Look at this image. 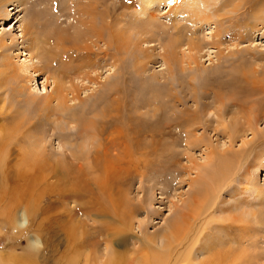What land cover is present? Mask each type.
Masks as SVG:
<instances>
[{
    "label": "bare ground",
    "instance_id": "6f19581e",
    "mask_svg": "<svg viewBox=\"0 0 264 264\" xmlns=\"http://www.w3.org/2000/svg\"><path fill=\"white\" fill-rule=\"evenodd\" d=\"M5 1L0 0L1 14L4 13L5 5L3 3ZM22 1L24 5L30 3V0ZM45 1L48 4L51 0ZM109 1L111 0H69V5L73 7L71 14L67 15L66 18H71L72 23H68L65 27L56 25V29L50 28L51 31L47 32L49 20L42 21L45 19L43 17L45 11L33 12L38 10L37 8L43 2V0H36L34 2L35 7L30 10V14L31 16H38L39 20L34 22L32 19L23 25L21 37H19L23 39L22 42H18V37H14L13 39L10 38L11 43H9L6 34L0 36V50L3 60H6L4 63L6 68L10 64V61L7 62L10 59L9 51H12L14 46L27 44L25 45L27 46L26 52L23 53H26L25 56L29 57V61L23 63L17 70H13V74H11L16 84L14 96L19 104L29 106L33 110L37 107L32 116L25 114L26 117L21 112H15L14 115L10 116L11 120L8 121V124L3 126L5 134L0 138V166H12L13 155L18 153L19 156L16 163L19 165V170L13 178L11 187L4 186L2 182L0 185V198H5L7 201L4 212L11 213L13 223L19 220L18 212L13 214V211L20 206L25 207L30 214L39 217V227L51 238V245L48 243L47 248L50 247L54 253L59 254L56 260L57 264H250V219L244 218L242 212L244 210L242 209H239L240 213L231 216L234 214L231 211H235V207H239L240 203H236L233 208L231 206L228 209L229 201L227 202L222 198L223 191H231L232 177L234 178V175L231 177L229 174L230 164L227 154L229 150H219L225 155L216 154V150L205 143L204 136L198 138L192 134L193 128L197 125H206V130L207 126L212 124L213 120H205L207 114L201 113L205 114V107L209 109V106L215 107V104H204L203 107H197L190 111L186 109L188 103L183 100L184 96L180 98L179 94L174 95V93L168 92V95L165 96L166 101H163L164 104L161 105V96L155 92L149 104L150 112L132 116V114L126 113L127 111L132 112L129 109L132 107L127 103L128 101L126 102L129 95L125 80L123 82L122 79L121 82L115 81L107 91L104 101L101 100L100 105L96 106L97 109L85 108V100L80 98V92L85 83L96 84L97 76L93 75L94 72L98 69L100 61H107L110 58L117 67H121V63L126 60L125 56H131L134 61L131 74L147 72L146 66L152 63L154 54L149 49H144L143 44L150 46L152 42L158 41L159 37L156 36V33L159 34L160 32V34L167 32L171 37H168L170 39L164 45L163 53H159V57L162 58L167 67V76L170 75L172 78L173 71L178 67L180 69L182 64L184 66V62L187 61H185L186 58L189 60V67L191 64H195L197 65L196 69L199 70L197 55L202 54L206 46L219 47L222 43L223 31L219 27L221 28L225 21L229 23L230 20H233L232 18L241 15L242 13L239 14L240 9H255L259 5L264 7V0H223L222 6L218 4L222 0H141L142 4L135 12L137 13L135 16L137 19H142V26L136 25L134 29H131L133 33L125 32V25L122 24L126 13L122 12L121 9L126 7V2L119 0L109 5ZM80 5L82 8L76 10ZM121 6L123 7L121 8ZM162 6H167L175 16L176 14L184 15L187 25L181 28L176 21L177 18H174L173 20L177 24L173 23L167 27L158 23L161 27L157 26L155 23L157 22L156 12ZM63 7L62 9H64ZM65 7L67 8V6ZM68 12L69 10H67ZM3 15L9 17L11 13H4ZM253 16L256 20L255 23L263 24L264 28V22H257L264 20V13ZM227 19L230 20L227 21ZM42 22L45 23L42 25ZM212 22L217 25L213 29L214 31L201 33L203 37L199 35V37H195L201 31L202 24L210 25L213 24ZM59 23L57 22V24ZM234 27L225 30L226 37H230L231 41L237 43L245 41L247 36L242 31L233 34ZM257 27V25H251L249 31L252 35L254 30L257 31ZM71 30L73 31L71 32ZM184 38L188 41L187 52L185 49L181 53L179 50L185 46L184 43L186 42ZM219 52L220 58H223L222 52ZM251 69L243 71L240 76L236 75L237 77L233 78L232 81L234 82L231 81L232 85H229L233 86L232 94L215 93L216 102L219 100L218 102L222 107L228 103L224 108L225 111L223 110L224 113L221 111L222 107H216L217 110H214L215 117L219 121L221 119V126H215L214 132L228 136L230 147L235 142L237 132L240 130L238 121L241 125H245L246 129L252 131L254 135H263L262 138H264V132H258L252 117L246 119L245 113L241 110H239L241 113L239 111L238 113L241 114V119L245 123L237 118H232V121L228 123L223 122L226 119L224 118L226 117L225 112L229 108L242 105L237 103L235 98L241 96L243 99H250L249 103H252L253 98L264 96V76L262 79L254 77L255 69L250 72ZM191 70L193 71V68ZM117 71L119 74V69ZM42 74H46L47 82L52 80L53 90L50 94L46 92L44 98L40 100L38 96L30 93L29 88L27 89L24 84L32 83L36 76L40 78ZM124 76L125 72L122 74V78ZM167 76L153 75L152 78L169 80L170 77ZM226 86L224 85L225 88ZM221 87L219 84L217 88L221 89ZM208 94L209 92L202 94L193 92L192 97L193 100L194 98L206 99ZM192 97L190 96L189 100ZM260 99L257 98L256 100ZM76 102L79 105L83 104L80 114L75 112ZM201 102H203L202 99ZM134 106L137 107V110L142 108L140 104L139 106L134 104ZM253 107H251L253 111L250 112H254L255 118H259L264 105L263 107L259 105L258 108ZM84 112L89 115H81ZM93 113L95 114L89 117ZM61 114L65 117L63 119L65 125L69 129H77L79 134L76 133V135L82 136L86 139L84 141L89 142L87 149L84 146V150L82 148L73 150L75 147L70 145V149L67 148L68 151L64 150L63 147L61 152L56 153L47 145V140L46 143L43 141L46 137L45 134H36L39 133L36 131V125L39 121L43 120L44 122L40 123H44V125H46V121L48 126L50 120L55 122V119ZM211 126L213 127V125ZM77 136H73L72 133L67 134L71 141L76 140ZM184 143L186 151L203 146L208 152L206 153L208 158L211 159L216 155L217 159H214L212 171L207 174L206 178L199 175L198 178H194L195 180L188 182L191 187V192L187 196L188 199L183 202L181 209L179 206L173 205L176 211L165 230L151 236L145 234L143 238H138L132 232L134 229L133 220L142 209L144 210L146 201L143 199V202L134 206L129 203L127 194L130 190V184L132 185L137 180H141L143 183V180L152 174L165 177L170 173L175 176L174 189H180L186 182L182 179L181 174L187 168L181 167L179 165L180 160H175V158L177 155L180 158L183 155L177 150L181 146L183 147ZM26 144L29 146H24ZM248 144L249 142L244 145ZM20 145L22 147L17 148ZM188 155L190 154L188 153ZM187 158L192 164L189 169L196 170L201 166L199 163L193 162L194 160H191L192 158L190 159L189 156ZM209 163L206 164L209 165ZM16 164L14 165L17 166ZM123 176L128 177V185L125 189L123 184L125 177L122 180ZM48 177L55 178L57 182L55 183L57 184L56 192H51L52 195L55 194L52 199L55 198L57 202H50L51 204L61 205L58 200L74 199L78 201V207L70 212H65L63 215H57L56 221H50L49 229L44 227L45 220H48V217L45 216L48 213L46 212L47 209L45 210L46 207L44 205L42 207V204L48 201L49 196L40 197L35 189ZM63 184H69L64 191L62 189ZM84 184L85 187H81ZM118 185L120 186L116 188ZM86 198L89 199L87 203L84 202ZM81 205H85V207H81ZM229 211L231 215L226 216ZM93 212H96L94 214L99 217L111 215L115 224L112 226L104 223L98 224L99 221L92 220L90 224L82 221L83 228L81 230L77 228V225L73 226V221L77 220L79 216L86 217L90 221ZM64 217L67 218V222L61 226H56ZM96 224L98 226H94ZM130 238H137L136 242L139 244L131 243ZM61 247H64L62 253L59 250ZM201 254H206L208 257L203 261H197ZM38 258H40L38 254L33 257L25 255L22 258L24 259L23 264H39L40 259ZM83 259L84 261H82Z\"/></svg>",
    "mask_w": 264,
    "mask_h": 264
},
{
    "label": "rangeland",
    "instance_id": "374dc122",
    "mask_svg": "<svg viewBox=\"0 0 264 264\" xmlns=\"http://www.w3.org/2000/svg\"><path fill=\"white\" fill-rule=\"evenodd\" d=\"M66 1L56 0V3H54V0H51L50 3L47 4L46 1L44 2L43 0L44 3L41 2L42 5L37 8L38 10L33 11V12L35 11L44 12L45 11L43 15L45 19H43L42 21L49 20L48 22L49 26L47 27L48 30H46L47 32H49V30L51 31V29H56L55 27L56 25L65 27L68 23H72V19L66 18V17H68L67 15L71 14V11H72L71 8L73 6L69 5V0H66ZM116 1H119V0H115V1L111 0L108 3L109 5H111L112 3ZM122 1L126 2V5H125L126 7L121 6V8L123 7L121 11L126 13L125 18L123 17L124 20L122 23L123 25H125L124 30L125 32L133 33L132 32L133 30L131 29H134L136 25L139 26L142 24V19L141 18L137 19V17L135 16L137 14L135 12L139 9L140 4H142L141 0H122ZM34 2H36V0L35 1L30 0L31 4L28 3L24 5L22 0H8V1L6 0L3 3V5H5L3 12L6 14L11 13V15L8 17V16L3 15L4 13L1 14L0 12V36L2 34H6L7 35L6 38L8 39L9 43H11V39H13L14 37L16 38L18 37L19 39L18 42L21 43L23 39L22 38L20 39L19 37H21V33H22L21 31L23 29V25L26 24L27 21H31L32 19L34 22L39 20L38 16L36 15L31 16L30 14L31 13L30 10H33L35 7ZM61 4L62 6H64L63 7L64 9H62ZM218 4L219 6H222L223 0L219 1ZM65 6H67V8L69 9H67ZM259 6H257L255 9H250V10H248V8L245 10L240 9L239 14L242 13L241 15H238L235 18L229 17V18H232L233 20L227 19V21L230 20L229 23L225 21L224 25L221 26V28L219 27V29H222L221 31H223L221 35L222 43L219 47L217 46L213 47L212 45L206 46L204 48V52L200 55H197V62H198L199 70L196 69L197 65L191 64V67L193 68V71H192L191 70L192 68L189 67L188 65L189 60L186 58L185 61L186 60L187 61L184 62V66L183 64L181 66L179 65L180 69L178 67V69H175L173 71L174 75L172 78L170 77V75L167 76V73H168V70L166 71L167 67L166 65H164V61L162 60V58L159 57V53L160 54L163 53L162 49L164 45L169 42V39L171 37H170V34L167 32L166 34H163V33L160 34L161 33L160 32L159 34L156 33V36L158 35L157 37H159L157 39L158 41L152 42L151 44L149 43L152 48H149L150 46L148 44H145V43L143 44L145 46L144 49H149L150 52H153L154 54L152 63L146 66L147 72L131 74L133 72L132 65L134 63L133 58L131 56H125L126 60L121 63L122 69L121 67H117L114 64V61L110 58L107 61H100V65L98 66V69L95 71L96 73L94 72L93 75L97 76L96 84L89 83V82L85 83L80 92V96H81L80 98L85 100L84 101L85 108H88V109L90 108L93 110L96 108V106L100 105L99 104L100 102L104 101V97L107 91L109 90L111 86H113L116 80L120 81L122 79L121 80L122 82L123 80H125V83H126L125 86L128 88V95H129V98L126 99V102L128 101L127 103L130 104V107L132 108L134 107L133 109L129 108L131 109L130 111L132 112L129 113L127 111L126 113L128 115L132 114V116L134 115L139 116L140 114L143 115V114L150 112L149 104L151 103V99L155 92H157L161 96L160 97L161 105L164 104L163 101L164 102L166 101L165 96L168 95V92L174 93V95L179 94L180 98L184 96L183 100L186 101V103H188L186 105V109L190 111H192V109L195 110L197 107H201V106L203 107L204 104H209V105L213 103L215 104V107L209 106V109L205 107L206 109L205 114L203 112L201 113L203 115L207 114V116H205V120H213L212 124L207 126L206 128L207 131L205 130L206 125L205 126L197 125L195 128H193L194 132L192 129V132H193L192 134H194L198 138H201L202 136H204L205 143L209 144L212 148H214L216 150L215 152H217L216 154H223L220 152L221 150L222 151L229 150L228 152H231V153L227 152L229 156V164H230L229 168H230V171L233 172L232 173L229 171V174L231 175V177L232 175H234V178L232 177L233 182L231 186V191L229 190L223 191L222 198L226 200L227 202L229 201L227 205L228 209L231 208V206L233 208L234 204L240 203L239 207L238 206L235 207L236 209L235 211H231L232 213L234 212V214L231 215L229 211L226 214V216L227 215L235 216L236 214L240 213L239 209H242L244 210L242 211L244 218L250 219V264H264V138H262L263 135H260V136L254 135L252 131L245 128L246 127L245 125H241V123L237 119L244 122V120L241 119V116H240L241 114H239L241 112H244L246 119L252 117V120L254 121V126L258 130V132H264V107H263L264 96L262 95L263 97L262 96L257 97V98H261L260 99L261 101L256 100L257 98H253L254 101L252 103H249L250 99L249 100L246 98L243 99V97L239 96L235 98L234 100L235 101L237 100L236 102L242 105L237 106L238 108L231 107L229 108L228 111L225 112L226 117L224 118L226 119L223 122L228 123L232 121V118H237L236 120L238 121V124L240 127V130L237 132L238 135H236V140L232 144L231 147H230L228 136L226 135L224 136L220 132H216V133L214 132L215 131L214 127L220 125L221 123V119L219 121L217 117H215L214 110H217L216 107H219V108L222 107L220 102H218L219 100H217L216 102L215 93L222 92L223 94L225 93L227 95H229V93L232 94L233 86H229V85H232L231 83L234 82L232 81L233 78L240 76L243 71H247V70L249 71V69L253 67L250 70V72L253 69H255L256 73H254L255 75L254 77H258L262 79V77L264 76V71H263L264 70V58H263L264 57V28H263V24L255 23L256 20L254 19V16H253V15H258V13L259 15L264 13V7H262L261 5ZM81 8L82 6L80 5L79 8H76V10H79ZM67 10H69L68 13H67ZM158 10L159 11L156 12L157 22H155L157 26H160L158 23H162L166 25L167 27H170L173 23L177 24L175 20H173L174 18L175 19L177 18L176 21L180 24L181 28L187 25L186 23L187 21L184 20V17H185L184 15L182 16L181 14L180 15L176 14L175 16L172 10L170 11L173 14L172 13L170 14L169 8H167V6H162ZM59 15L60 17H58ZM76 17L79 18V16H76ZM56 19L57 21H55ZM57 22L59 24H57ZM257 22L262 23L264 22V20L257 21ZM43 23L45 22H42V25ZM212 23L213 24H210V25L202 24L201 31L199 29L200 32H198L195 37H199V36L203 37L201 33L205 34V33H211L212 31H214L213 29L217 25L214 24V22ZM232 23L235 25V27L234 25H231ZM241 24H243L244 27ZM251 25L258 26L256 28L257 31L254 30L253 35L251 34V31H249L251 28ZM229 27H232V29L234 27L233 34H236V33H239V31H242V33H244L247 36V39L245 41H240L238 43L236 41H231L230 37H226V35L224 34L225 30H227ZM196 30L198 31V29ZM72 31L73 30H71V32ZM170 33H173V32H170ZM184 40L186 39L184 38ZM187 42L188 41L186 40V42L184 43L185 46L187 45ZM25 45L27 44H24L23 46L22 45L17 46L19 48L14 46L12 51L11 50L9 51L10 59L7 62L10 61L9 62L10 64L8 63L9 67L7 68L4 65L6 60H3L4 58L0 50V138L5 134V132H3L4 131L3 126L7 125L8 121L11 120L10 119L11 115H14L15 112L16 113L21 112L23 116L25 114L27 116L28 114L32 116V113H34V111L37 109V107H35L36 109L34 108L35 110H33V108H30L29 106H24L23 104L17 103V100H16L17 98H15L14 96L15 94L14 91L16 90L15 88L16 84L11 74H13L12 72L13 70H17L23 63L29 61L28 59L29 57L25 56L26 53H23V52H26L25 50L27 46ZM185 46L182 47L179 50V52L181 51L184 52L185 49H186L185 51L187 52V46L186 47ZM153 49L154 51H152ZM219 51L222 52L223 58H220ZM243 52L246 54L242 55L241 53ZM241 59L243 60V62ZM250 66L252 67L249 68ZM187 68L188 69L190 68V70H188ZM118 69L120 72L119 74H117ZM4 71H7V72H4ZM124 72H125V76L122 78V74ZM153 75H156L159 77L166 75L168 78L170 77L171 79L170 78L169 80L168 79L158 80L157 78L153 79L152 78ZM46 77H47L46 74L45 75L42 74L40 78L39 76L38 77L36 76L35 80L32 83L24 84L26 85L27 89L29 88V92L32 93L33 95L38 96V99L40 100L44 98V96L46 95V92L47 94H50L53 90V84L51 82L52 80L47 82ZM118 78L120 79L118 80ZM219 84H220V87L222 86L221 89L217 88L219 87ZM224 85L225 86L227 85L226 88L224 87ZM222 89L224 90L222 91ZM225 89H227L228 91ZM190 91H192V93H190ZM193 92L201 93V94L203 92H207V93L209 92V94L207 95L208 98L206 99L201 98L203 102H201V99L198 100L194 98L195 100L194 101L192 97ZM211 92H214V93H211ZM190 96L192 97L191 100H189ZM69 98L71 97L69 96ZM204 101L206 102L204 103ZM227 103H225V105L221 108V111L223 113L225 111L224 108L226 107ZM134 104L136 106H139L140 104L142 108L140 110L138 108L137 110L136 109L137 107L135 108ZM195 104L197 105L195 106ZM80 105L78 103L76 104V108H75L76 114L82 113L81 111H82L83 104H80ZM259 105L263 107V112L261 110L262 112L261 116L259 118H255L254 112H250L252 110L251 107L254 106L253 108H258ZM179 109L181 110L182 108H179ZM239 110H241V112ZM85 114L89 115L88 113H85V112L84 114H81V115L86 116ZM94 114L95 113L91 114L89 117H91ZM64 118L65 117L62 116L61 114L60 117L58 116V118L55 119V122L54 120L53 122L52 120H50L49 125L51 124V126L49 125L47 126L46 121H45L46 125H44V123H40V122H44L43 120L39 121L38 124L36 125L37 129L35 127L36 131L39 133H36V134H40V133L45 134L46 137L44 138L43 141L45 142L47 140V145L56 153L61 152L63 150L62 149L63 147L65 148L64 150L68 151V149H70L69 147L70 145L75 147L73 148V150H77V148H82L84 150L85 147H86L85 149H87L89 142L84 141L86 139L83 138L82 136L76 135V133H78L77 129H74V128L69 129V127L65 125V122L63 120ZM51 119H54V118H51ZM211 125H213V127ZM219 130H221V128H219ZM70 133H72L73 136H77L76 140L71 141L67 137V134H70ZM248 142H249L248 145H244L245 143H248ZM24 146L27 147L29 145L26 144ZM184 146H185V143L183 144V147L181 146L177 150L178 153L181 152L183 154L181 158L178 157V155H177V158H175V160L181 161V162L179 161V165L181 167L183 166V168H187L186 171L181 174L182 179L186 180V182L181 186L180 189H177V190L174 189L175 176L174 174H170V173L166 175L165 177L152 174V175H149L148 178L143 180V183L141 182V180H137L132 185L130 184V190L127 194L129 203L134 206L140 202H143L142 201L143 199H145L144 201H146L145 202L146 206H144V210L142 209L139 212V214L135 216L133 220L134 229L132 232L134 235H137L138 238L139 237L143 238L145 234L146 236H151V235L160 233L163 230H165L169 225L168 223L174 217V213L176 211L173 208V205H177L181 209L183 207L182 206L183 202L187 201L186 199H188L187 196L191 192V187L189 186L188 182L195 180L196 178H198L197 176L199 175H201L203 178H206L207 174L209 172L211 173L212 167L214 166L213 162H215V160L217 159V156L214 155L215 156L214 157L212 155L213 157L211 156L212 157L211 159L210 157L208 158V156H206V153L208 152L203 146H199L191 151H186V148ZM18 147H22V145L17 146V148ZM188 153L190 155H188ZM186 156L187 157L189 156L190 159L192 158L191 160H194L193 162H197L201 166L204 163L203 167L200 166L196 170L189 169L192 164L189 158H187ZM18 159H19L18 153H15L11 159L12 166L10 167L4 166L5 168L0 166L2 168V169L0 168V173H1L0 174V185H2L3 183L4 186L11 187V184L13 183V180H14L13 178L15 177L16 172L19 170V167H18L19 165L16 164L18 162L17 161ZM206 163H209V165H207ZM14 164H16L17 166H15ZM233 167L234 169L236 167L235 171H233L234 170ZM124 177L125 176L122 177V180ZM231 177L229 176L230 180H231ZM55 183H57L55 178L48 177L44 179V181L41 182L39 185H37L35 188L40 197L49 196L48 201H46L45 204L44 203L42 204V207L45 206L46 207L45 210L47 209L46 212L48 213V214L46 213L47 215L45 216V217H48V220L46 219L45 224H44L45 226L43 225L44 227H47V228L49 227L48 225L50 224V221L51 222L56 221L57 215H63L65 212L67 211L70 212L71 210L78 207V201L77 200L75 201L74 199H68V200H63V201L58 200V202L59 201L61 202V203L59 202L61 205H54L50 203L53 201L54 203L57 202L55 198L54 200L52 199V196H54L55 194L54 195L51 194V192H54V193L56 192L57 184ZM123 184H124V189H125L128 185L127 176L125 177ZM67 185L69 186V184H63L62 186L63 191L68 188ZM60 186L59 188H61ZM119 186L120 185H118L116 188H118ZM81 187H85V184L82 185ZM0 189H1V186H0ZM233 197L236 199L234 200ZM88 201H89L88 198L84 200L85 203H87ZM6 203L7 201L5 198H0V264H23L24 259L22 258L25 255L27 257H33V256H37V254H38V257H40L38 258L40 259L39 264H57L56 260L58 259L59 254L54 253L52 251V248L50 247L47 248L48 243H50L51 245V242H50L51 238L46 232L42 230L41 227H39L40 218L36 217L33 214H30L29 212H27V209H25V207L20 206L18 207V209L13 211V214H17L18 212V217H19V220L16 223H13V221H11V213L4 212L6 210L4 209V207L7 205ZM81 207H85V205H81ZM94 213L96 212L92 213L93 215L90 216V221L87 220L86 217H82V216L77 217V220L73 221V224H74L73 226L77 225V228L81 230L83 228V225H82L83 222L90 224L92 223L91 222L92 220L99 221L98 224L104 223V224H109L110 226L115 224L113 221V217L111 215H105V216L99 217L97 216V214H94ZM58 221H60L59 218H58ZM65 222H67L66 217L62 218L61 221L58 222V224H56V226L58 225L61 226L65 224ZM138 225L141 228L140 227L138 228ZM94 226H98V225L96 224ZM130 240H131V243H137L136 242L137 238L136 239L130 238ZM138 244L139 242L137 243V245ZM63 248L64 247H61L59 249L60 252L63 250ZM207 257L208 255L201 254V256H199V259L197 261H203ZM82 261H84V259Z\"/></svg>",
    "mask_w": 264,
    "mask_h": 264
}]
</instances>
